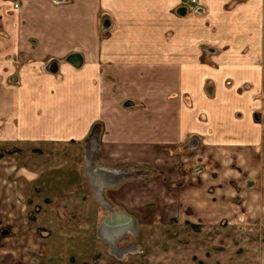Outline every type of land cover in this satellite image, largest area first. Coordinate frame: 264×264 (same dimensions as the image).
<instances>
[{"label":"crops","instance_id":"1","mask_svg":"<svg viewBox=\"0 0 264 264\" xmlns=\"http://www.w3.org/2000/svg\"><path fill=\"white\" fill-rule=\"evenodd\" d=\"M57 145L75 169L22 172ZM70 218L90 233L45 227ZM235 226L264 232V0H0V264H213Z\"/></svg>","mask_w":264,"mask_h":264},{"label":"rangeland","instance_id":"2","mask_svg":"<svg viewBox=\"0 0 264 264\" xmlns=\"http://www.w3.org/2000/svg\"><path fill=\"white\" fill-rule=\"evenodd\" d=\"M81 149L76 147H67V146H50L47 148H43L40 146H27L21 150V152H18V158L20 159V165L22 167V172H25L27 170H37L40 172L42 169H45V165H49L57 167L59 169H75L77 166V161H73V163H69L66 160V156L68 154H78ZM8 153V152H7ZM39 154H50V156H45L44 159H35L36 155ZM51 154H54V157L51 156ZM50 159V160H49ZM69 166V167H67ZM74 167V168H73ZM71 170V169H70ZM126 174V173H124ZM24 176V174H23ZM38 176V175H37ZM34 175H32L33 179ZM40 175L37 177V180H40ZM92 179V178H90ZM92 182L95 184H99L98 180L95 181L92 180ZM48 185V183H46ZM33 186L32 192H26V196L29 198L30 195L32 202H38L36 204H43V206L47 203H55V211L58 212V214L61 216V214L67 215L71 214V216H77V212H81V209H78L77 203L83 202L89 199L93 198V192H81L78 191V188H72V192H65L59 194L55 191H52V189H49L48 191L36 186ZM106 186V185H104ZM41 188V189H40ZM99 191H97L95 194L96 199L99 201L101 199L102 203L105 204L107 202L105 195L103 193V189L99 187ZM41 190H43L41 192ZM97 194V195H96ZM98 195L100 196V199L98 198ZM53 197V198H52ZM34 198V199H33ZM40 206V205H38ZM35 210V209H34ZM53 211V209H51ZM37 211V210H36ZM47 212V210H45ZM49 215V214H48ZM42 222L45 219L42 216L41 218ZM74 219H62L63 224H50L45 225L46 229L48 230L50 228V231L53 232H64L69 233L72 235H78L77 232L82 233H90L88 230L91 228L88 224L85 226L82 225H75L73 223ZM59 222H61L59 220ZM158 228V226H157ZM216 229V228H215ZM156 228L152 230L153 233H156ZM95 237L97 236V230L94 231ZM165 233L167 235H173V229L169 228V230H166ZM253 231L250 229L245 230L242 226H235L234 228H227L225 230H222L221 228H218L215 230L213 234V242H214V251L215 254H218V256H214L213 264H264V232L255 233L252 234ZM60 244H63V242H58ZM69 244H73V241H69ZM78 242L76 241L75 245L77 246ZM70 251L72 249L70 248Z\"/></svg>","mask_w":264,"mask_h":264},{"label":"water","instance_id":"3","mask_svg":"<svg viewBox=\"0 0 264 264\" xmlns=\"http://www.w3.org/2000/svg\"><path fill=\"white\" fill-rule=\"evenodd\" d=\"M125 215H126V214H125L124 212H121V211H116V212L111 211L110 215L107 216V217L104 219V221H103V225H102V229H104L106 226H109V223H110V224L113 223L114 220H115V219H114L115 216H120V217H122V216H125ZM130 220H131V221H130ZM130 220H129L130 222L128 221V222H126V223H121V224L119 223V224H117L118 228L115 226V228L113 229L114 234L117 235V236H123V235L126 233V231H127L128 228L131 229V230L136 231L137 228H136V225H135L134 219L130 217ZM113 226H114V224H113ZM106 228H107V227H106ZM101 231H102V230H101Z\"/></svg>","mask_w":264,"mask_h":264},{"label":"built area","instance_id":"4","mask_svg":"<svg viewBox=\"0 0 264 264\" xmlns=\"http://www.w3.org/2000/svg\"><path fill=\"white\" fill-rule=\"evenodd\" d=\"M13 2V8L18 10L21 8V5H22V0H12ZM183 2L187 5L189 4H195L197 3V0H183Z\"/></svg>","mask_w":264,"mask_h":264},{"label":"bare ground","instance_id":"5","mask_svg":"<svg viewBox=\"0 0 264 264\" xmlns=\"http://www.w3.org/2000/svg\"><path fill=\"white\" fill-rule=\"evenodd\" d=\"M110 184H111V183H110ZM110 184H109V185H110ZM96 195H97V194H96ZM98 198L100 199V196H99V195H98ZM99 201H101V199H100ZM101 202H102V201H101ZM107 203H108V202H106L105 204L107 205ZM112 227H113V226H112ZM116 227L118 228L117 225H116ZM132 232H134V230H132Z\"/></svg>","mask_w":264,"mask_h":264}]
</instances>
